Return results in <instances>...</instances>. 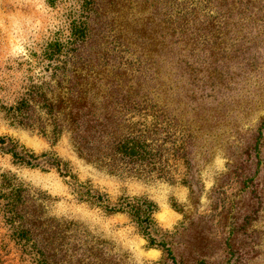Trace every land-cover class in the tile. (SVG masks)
Listing matches in <instances>:
<instances>
[{
    "label": "trees",
    "instance_id": "obj_1",
    "mask_svg": "<svg viewBox=\"0 0 264 264\" xmlns=\"http://www.w3.org/2000/svg\"><path fill=\"white\" fill-rule=\"evenodd\" d=\"M92 4L70 19L67 34L46 44L37 79L30 77L16 100L0 106L3 118L53 140L69 134L80 157L112 175L187 183L177 172L180 162L190 169L195 131L191 124L180 128L177 116L186 107L197 120L208 119L227 70L255 65L264 0ZM0 151L16 165L55 170L80 202L106 214H129L171 264H184L167 239L169 230L154 219L157 205L146 196L114 202L80 181L56 152L37 154L9 134L0 136ZM243 182L259 200L254 178ZM49 198L11 171L0 175V215L7 229L1 264L11 244L25 264H127L128 254L115 251L113 241L82 222L52 215Z\"/></svg>",
    "mask_w": 264,
    "mask_h": 264
},
{
    "label": "rangeland",
    "instance_id": "obj_2",
    "mask_svg": "<svg viewBox=\"0 0 264 264\" xmlns=\"http://www.w3.org/2000/svg\"><path fill=\"white\" fill-rule=\"evenodd\" d=\"M93 1L100 0H0V106L16 100L30 77L37 79L38 57L46 44L57 34H67L70 19ZM256 40L261 47L255 65L227 70V82L217 87L208 119L197 120L191 108L187 113L181 107L178 126L191 124L195 131L190 169L180 162L177 172L187 183L112 175L80 157L69 134L53 140L10 125L1 112L0 136L9 134L37 154L56 152L80 181L114 202L123 196H146L157 205L154 219L169 230L166 236L179 263L264 264V34ZM6 171L45 191L52 215L82 222L113 241L115 251L128 254L127 264H171L129 214H106L78 201L55 170L16 165L0 151V175ZM248 177L257 183L260 201L245 186ZM6 234L0 215V243L6 242ZM10 249L7 255L3 250L4 264H25L13 244Z\"/></svg>",
    "mask_w": 264,
    "mask_h": 264
}]
</instances>
